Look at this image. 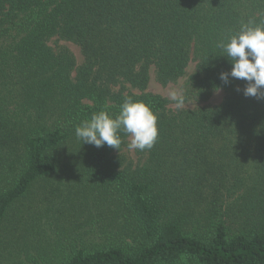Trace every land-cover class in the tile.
<instances>
[{"label": "trees", "instance_id": "obj_1", "mask_svg": "<svg viewBox=\"0 0 264 264\" xmlns=\"http://www.w3.org/2000/svg\"><path fill=\"white\" fill-rule=\"evenodd\" d=\"M250 20L264 23V0H0V247L38 182L78 172L115 197L127 240L71 248L56 264H264V99L246 98L243 80L219 79L231 64L217 47ZM53 36L80 49L73 80L69 52L45 46ZM192 59L179 100L223 92V101L167 113L146 92L150 69L166 86ZM129 97L157 117L136 170L118 153L123 131L118 149L75 134L93 114L115 118Z\"/></svg>", "mask_w": 264, "mask_h": 264}, {"label": "rangeland", "instance_id": "obj_2", "mask_svg": "<svg viewBox=\"0 0 264 264\" xmlns=\"http://www.w3.org/2000/svg\"><path fill=\"white\" fill-rule=\"evenodd\" d=\"M45 46L55 55L62 51L69 52L74 61L70 72V79L73 80L83 64L78 46L58 36L46 40ZM195 71L196 61L192 59L181 78L162 86L156 82L151 68L146 92L166 100L167 113L193 109L200 103L189 101L177 106V101ZM18 85H15V90H19ZM173 93L177 95V100L172 99ZM224 96L223 92L214 93L200 105L217 106ZM130 142L128 136L118 153L124 155L130 170H136L145 161L146 154L130 149ZM121 208L111 193L98 189L78 172L59 171L38 182L31 194L11 211L7 231L1 232L3 246L0 247V264H18L30 258L45 259L48 264H56L64 256L61 252L67 253L71 248L107 246L119 243V240L126 241L124 228L130 220Z\"/></svg>", "mask_w": 264, "mask_h": 264}, {"label": "clouds", "instance_id": "obj_3", "mask_svg": "<svg viewBox=\"0 0 264 264\" xmlns=\"http://www.w3.org/2000/svg\"><path fill=\"white\" fill-rule=\"evenodd\" d=\"M231 64L227 73H221L219 79L225 84L229 77L246 82L242 92L247 97L264 99V23L248 21L239 31L218 43ZM238 92L241 89H236ZM219 91V89H217ZM177 100V95L172 94ZM179 103H183L182 99ZM129 135L130 149H151L158 137L157 117L142 101L126 98L119 114L111 118L106 112L93 114L90 120H84L75 128L77 138L85 144L97 148L104 145L118 149L121 144L119 132Z\"/></svg>", "mask_w": 264, "mask_h": 264}]
</instances>
